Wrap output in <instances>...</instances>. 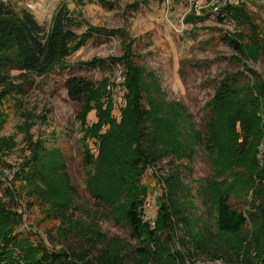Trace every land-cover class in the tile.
<instances>
[{
    "label": "trees",
    "instance_id": "obj_1",
    "mask_svg": "<svg viewBox=\"0 0 264 264\" xmlns=\"http://www.w3.org/2000/svg\"><path fill=\"white\" fill-rule=\"evenodd\" d=\"M102 2L104 7L112 9L114 6ZM258 6H254L258 8L255 10L264 12V5ZM210 15L216 17L221 26L229 23L236 28L234 32L223 31L219 38L233 52V62L241 71L227 72L218 82L204 110L207 115L201 130L196 128L184 106L166 99L155 74L135 61L130 45L124 46L118 58L80 63L88 69L120 68L122 83L111 82L107 90L101 84L96 87L85 77L69 75L63 84L68 99L79 105L76 119L82 134L79 144L85 188L94 201L118 210V220L135 244L129 246L111 240L98 247L87 233L93 227L88 225L83 232L85 226L80 216L84 210L75 200L77 191L65 165L61 160L50 159L44 143L34 140L31 133L44 116L25 109L19 114L16 131L23 135L28 155L17 166L8 160L16 143L13 138L0 135V264H163L158 255L172 249L171 245L175 247L169 255L173 264H195V257L199 255L207 257L210 263L264 264V203H251V210L243 215L231 207L227 193L220 192L215 197L214 224L218 233L240 236L248 223L254 227L249 236L241 235L238 248L230 251L232 254L211 232L197 231L191 224L192 218L180 206V196L186 191L180 169L193 164L200 148L211 167L214 164L220 142L214 137L211 119L228 98L236 94L237 82L246 78L252 82V89L264 98L260 76L248 68V63L264 59L261 17L250 11L245 1L224 6L220 13ZM202 20V16L192 13L185 17L186 24ZM82 22L61 4L50 25L45 27L29 10L17 11L0 1V134L7 123V103L10 98L22 95L23 86L31 84L32 78H43L59 68L64 69L68 58L94 36L123 33L89 26L86 32L78 34L76 30ZM12 72L19 73L20 83L8 79ZM116 87H119L117 100L113 98ZM92 112L96 121L89 124L88 115ZM243 115L242 110L240 116L234 114L232 120L241 123V134L246 141L245 138L253 137L243 130ZM259 137L264 136L255 139ZM57 153L62 158L60 152ZM165 159L177 166L160 172L162 194L153 198L156 215L154 219H146L144 210L149 194L141 178L147 170L154 173ZM258 182L264 200V174L258 177ZM54 185L61 187L63 193L55 190ZM208 189L210 187H202L200 195L204 200L209 199ZM20 204L24 206L23 211L16 209ZM33 206L38 207L41 221L60 222L55 231L61 247H49L37 237L19 233L25 221V208L29 210ZM49 238L52 241L53 238ZM253 252L256 256H252Z\"/></svg>",
    "mask_w": 264,
    "mask_h": 264
},
{
    "label": "rangeland",
    "instance_id": "obj_2",
    "mask_svg": "<svg viewBox=\"0 0 264 264\" xmlns=\"http://www.w3.org/2000/svg\"><path fill=\"white\" fill-rule=\"evenodd\" d=\"M0 1L17 11L29 10L38 23L45 27L50 25L56 9L65 4L83 21L76 30L78 34L86 32L89 26L123 31L122 34L117 33L113 36H94L68 58L64 69L59 68L43 78H32L31 84L23 86V94L14 99L10 98L7 103V123L0 135L11 137L16 143L8 160L17 166L21 159L28 155L22 142L23 135L16 131V125L20 122V112L26 109L35 115L44 116L42 121L39 118L31 133L34 140L40 139L44 143L50 159L56 162L61 160L65 165L71 184L77 191L75 200L84 210L82 216L80 213L77 214L86 227L83 232L91 225L93 229H88L87 233L93 237L98 247L111 240L133 246L135 243L130 240L124 224L118 220V210L110 208L107 203H97L85 188L79 144L82 134L76 119L79 105L68 99L63 86L64 81L69 75H76L87 78L96 87L101 84L108 90L111 82L118 83L117 80L120 78L123 81L120 68L88 69L80 63L94 59L118 58L123 54L124 46L130 45L135 61L155 74L166 99L184 106L192 115L196 128L201 130L206 120V105L213 98L218 82L227 72L241 71L233 62V52L219 38L223 31L234 32L236 28L229 23L221 26L217 23L216 17L211 16L206 10L201 14L204 21L186 24V15L192 13L189 12L188 0ZM102 1L113 3V8L102 6ZM245 2L250 11L259 15L264 23V12L255 10L260 8L259 3L250 0ZM261 21L257 20V23L262 24ZM120 35H123V38ZM248 68L258 74L264 84V59L248 63ZM8 79L15 84L22 81L18 72H12ZM237 83L236 94L229 97L219 113L211 119L214 137L220 142L214 156L216 158L214 164L212 163L211 167L203 148H200L193 164L189 167L182 166L180 169V177L186 185V191L179 199L180 206L192 218L191 224L197 231L204 234L207 231L211 232L220 239L230 254L232 250L238 248L241 235L249 236L254 227L248 223L240 236L218 233L214 224L215 197L220 192L227 193L231 207L243 215H247L251 210V203L255 205L264 203L262 188L258 182V177L264 174V98L252 89V82L246 81V78L245 81L242 78V81ZM242 110L245 113L242 116L243 130L253 137L245 138L246 141H243L241 134V123L232 120V116L234 114L240 116ZM95 121V114L92 112L88 115V122L90 124ZM259 135L263 138L255 139ZM91 148L93 149L92 146ZM57 151L62 158L58 156ZM175 166H177L175 162L165 159L156 167L157 176L150 170L143 174L141 184L148 191V202L152 200L150 207L145 204L146 219H154L156 215L157 209L153 198L162 194V186L158 179L161 176L160 172L170 171ZM56 186L54 185L55 190L63 193L62 188ZM202 187H210L207 200L201 196ZM16 209L23 211V204ZM23 216L25 221L18 229L19 233L37 237L49 247H61L59 244L61 240L55 231L60 226L58 220L41 221L42 216L35 206L29 210L26 207ZM75 234L79 232L76 230ZM180 234L181 232L178 233ZM49 236L53 238L52 241ZM171 246L172 249L158 255L161 263L173 264L169 255L175 251V247ZM256 254L253 252L252 256ZM195 259H197L195 264L221 263H210L203 255Z\"/></svg>",
    "mask_w": 264,
    "mask_h": 264
},
{
    "label": "built area",
    "instance_id": "obj_3",
    "mask_svg": "<svg viewBox=\"0 0 264 264\" xmlns=\"http://www.w3.org/2000/svg\"><path fill=\"white\" fill-rule=\"evenodd\" d=\"M244 1L247 0H188V6L190 7L189 12H192L196 16H201L204 10L209 11L210 14H217L220 13V10L224 6L238 5ZM250 1H254L264 5V0H250ZM117 81H118L117 84L122 83L121 78L118 79ZM118 95H119V87H116L114 90L113 98L117 100ZM146 203H147L146 206L150 207L152 200L149 202L147 201Z\"/></svg>",
    "mask_w": 264,
    "mask_h": 264
}]
</instances>
